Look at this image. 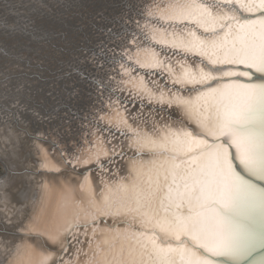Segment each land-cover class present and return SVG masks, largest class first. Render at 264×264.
Wrapping results in <instances>:
<instances>
[{"label": "bare ground", "instance_id": "1", "mask_svg": "<svg viewBox=\"0 0 264 264\" xmlns=\"http://www.w3.org/2000/svg\"><path fill=\"white\" fill-rule=\"evenodd\" d=\"M204 1L211 0H132V33H126L124 41L119 37L115 45L108 44L116 51L102 46L108 59L116 61L108 65L98 61L101 68L96 71L110 74L100 81L98 91L94 89V96L82 94L83 103L75 101L85 112L78 118L82 119L78 140L67 119L53 117L55 112L48 115L56 120L52 129L61 128L67 140H37L45 132L38 119L43 114L27 115L31 113L28 105H21L31 102L24 91L31 83L14 79L19 83L15 89L11 82L7 85L9 79L0 81V173L4 179L0 183V264H142L149 256L145 264H213L186 242L181 244L183 237L211 254L231 258L242 254L249 229L255 223L264 225V193L232 172L225 147L207 148L205 139L224 136L241 166L264 178V85L219 83L183 97L171 84L183 87L208 76L189 59L192 55L213 64L237 63L264 72V21H235L221 33L205 36L232 12L219 11L218 4ZM236 2L241 8L251 5L253 11L264 7V0ZM142 31L147 35H141ZM38 58L36 63L42 59ZM96 77L102 75L96 73ZM42 81H32L34 87H42L40 101H57L56 81ZM248 88L250 95L243 91L247 93ZM168 114L170 120L165 118ZM186 121L202 132L186 129ZM192 136L204 149L196 151L195 162L182 163L183 156L193 150ZM143 146L178 153L163 154V158L158 150H148L143 156L139 153ZM157 169L162 177L167 174L169 181L173 179L170 184L167 175L158 179L156 187V181L150 184V172ZM10 177L12 182L7 184ZM187 181L192 183L183 187ZM163 185L166 189L159 191ZM156 200L162 207L153 217ZM183 207L192 215L185 213L177 221ZM67 214L72 219L65 220ZM120 221L128 225H118ZM45 225L49 231L41 229ZM149 233L154 237H148Z\"/></svg>", "mask_w": 264, "mask_h": 264}, {"label": "rangeland", "instance_id": "2", "mask_svg": "<svg viewBox=\"0 0 264 264\" xmlns=\"http://www.w3.org/2000/svg\"><path fill=\"white\" fill-rule=\"evenodd\" d=\"M131 4L132 0H0V72H3V74H0V81L6 82L9 79L7 85L12 83V87H16L15 89H18L17 85L19 83L13 82L14 79L20 81V79L25 78L28 79V83H31V85H26L27 87L24 90L28 92L30 96H33H28L31 102L27 104L21 103V105H28L29 109L27 106L25 107H27V111H31V113H27V115L37 114L38 117H40L41 114H43L41 119H38L41 121L45 132L39 134V137H36L37 140L46 142L50 137H53V141L58 143L67 140L68 136L65 137V133L61 128L56 129V131L52 129V127H55L53 122L56 121L53 117L59 118V116L61 120L67 119L68 127L73 130L74 137L78 140L80 134L77 132L79 131L80 123L82 122V119L80 121L78 118L82 117L81 113L83 111L80 109L82 105H79L75 101L79 99L82 101V94L92 95L94 89L100 85V81H105L106 75L110 74L106 73L104 69H102V71H96V69L101 68L98 67V61H100V65H108L110 61H116V59H108L109 56L106 49H108L109 43L115 45L119 37H121L119 41H122V39L124 41V35H126V33H132V31H130V29H132V20H124L129 17L130 11L131 13H134V11H132V6L130 7ZM140 7L141 9H144L142 4ZM131 18L133 19V16H131ZM140 34L145 36L147 35V31H142ZM108 37H112V39ZM77 39H80V43L76 41ZM82 41H84L88 47L82 45ZM102 46L106 47V49H103ZM32 49L36 51L34 52ZM38 49L40 51L39 53ZM109 49H111V51H116V47H109ZM25 50H29V52L24 53L23 51ZM41 50L44 51V54L41 53ZM32 53L36 54V56L33 55V57L29 58L28 56H32ZM21 54L24 55L23 59H20V57L17 58L16 55ZM92 55H94V57ZM96 55H98V57H96ZM39 56L42 57V59L39 60L40 63H36L38 62ZM26 60L33 61L35 64L32 63L31 65H28ZM17 61L19 63L16 65L15 62ZM254 66L255 65H253V67ZM36 67L42 69V71L38 73ZM93 71L100 73L102 77L98 79L96 73ZM112 71H114V69H112ZM6 73L7 77H1V75H6ZM36 75H38V77H36ZM34 77L40 79V81H42V77H44L46 83H50L52 79L56 81L57 101H46V99L40 101V89H42V87H40V89H38V85L34 87V83H32V81H36ZM46 77H48V79H46ZM44 81H42V83H44ZM82 85H84L83 87L86 89V92H84L85 94L83 93L84 90L82 89ZM110 89H112V87H110ZM248 89L247 93L245 90L243 91L245 94L250 95L251 88ZM12 91H14V89H12ZM96 91H98V89H96ZM255 92L258 93V91ZM45 93L50 95L52 89H49V91L48 89H45ZM228 93H230L229 90L226 92V96H228ZM122 97H124V94H122ZM208 102L209 100L207 103ZM81 103H83V101ZM138 103H134L133 107H138ZM230 107L229 105L227 106L228 109H230ZM145 108L147 109V107ZM84 110H87L86 106H84ZM52 112L55 113L52 114ZM49 114L53 115V117L51 116L52 119L50 116L48 117ZM43 123L47 125H43ZM208 126L209 125H207V127ZM190 130L191 132L199 133L197 127L192 126ZM203 130H205V127ZM201 132L202 131H200V133ZM209 132L213 133L211 130ZM194 137L196 136H192L189 142H192ZM179 142L180 141H176L177 144ZM193 142H195V139ZM200 144L201 143L196 141L193 145V150L188 151L189 153L186 154V156H183L180 161L182 163L184 160L187 161V163L195 162L193 157H195L196 151L204 149ZM148 150H152V153L158 150V154L160 155H166L169 153V156H173V153H178L176 149H167V151H164V147L146 148L145 146L141 147L139 153L144 156V152ZM207 151L208 150L203 153ZM188 155L189 157H187ZM165 157L163 155V158ZM9 160L11 159L9 158ZM168 160H170L169 162L174 161L172 159ZM205 160L208 161V158L205 157ZM206 166H208V163L205 162L204 167ZM158 169L162 170L161 168ZM73 173L78 174V171ZM208 173H205L206 177L208 176ZM15 174L19 173L14 172V175ZM50 174H53V172H50ZM150 175L152 177L148 181L150 184L156 181L154 186L156 187L158 179H164L167 174L162 177L159 171L155 173L152 170ZM1 177H3V175L0 173V183L4 181V179L1 180ZM169 178V175H167V183L170 184L173 179L169 181ZM197 179H200V177H197ZM11 180V177L7 178V184H10L12 182ZM193 180L196 181V177L193 178ZM188 183H192V181H187L185 185L182 183L183 187H186ZM149 185H146V187L150 188ZM165 185L159 188V191L160 189H163L164 191L166 186H168ZM182 185L179 186L182 188ZM15 188L16 187H14V189ZM153 193L155 192L153 191ZM70 197H72L71 194L66 196L68 200ZM229 198L230 197H228V200ZM68 200L67 202H69ZM232 201L234 202V200ZM155 204L156 206L151 212L153 217H156L154 213H157L162 207L158 200H156ZM180 213L181 215L177 218V221H181V218L185 217V213L192 215L190 210L186 209V207H183ZM195 213H197V211H195ZM67 215L68 217H66V215L63 217L65 220L68 221V219H72L70 216L71 214ZM159 218L160 217H158V219ZM220 220L222 222V219ZM93 221L98 220L94 219ZM226 221H231V218H226ZM124 223L128 225L125 221H120L117 224L120 225ZM132 227L134 226L130 225V228ZM153 227L158 229L157 224H154ZM41 229H45V231L50 230L47 225L41 227ZM164 234L166 233H159L158 235ZM147 236L154 237V235H151L150 233ZM30 239H32V237H30ZM198 239L199 238L196 239L197 242ZM155 241H158V239L156 240L155 238ZM217 245L220 246L221 244L217 243ZM41 247H44V245H41ZM150 258L151 256L148 257L149 260ZM148 259H142V264H145V261L147 262ZM49 264L52 263L49 262ZM186 264H192V262H186Z\"/></svg>", "mask_w": 264, "mask_h": 264}, {"label": "water", "instance_id": "3", "mask_svg": "<svg viewBox=\"0 0 264 264\" xmlns=\"http://www.w3.org/2000/svg\"><path fill=\"white\" fill-rule=\"evenodd\" d=\"M205 3L218 4L219 11L225 10L226 12H232L231 15L221 21L220 27L216 28L215 30L206 31L204 33L205 36L221 33V31L227 28L230 23H234L235 21L239 23L254 21L256 19L264 21V7L257 8L255 11H253L250 10L251 5H248V7L241 8L237 4L236 0H228L225 2L211 0L204 1V4ZM131 6L134 7V5L132 4L130 5V7ZM128 19L132 20L130 15L124 20L126 21ZM187 57H189V55ZM189 59L197 63L199 69L203 72H206L208 76L206 78H197L198 81L194 79V83H191L190 85L185 84L183 87L172 83L171 86L174 89L182 91L183 97L186 93L194 95V93L196 92H202L203 90L210 89L219 83H239L245 86L264 85V72L261 70H255L251 66L237 63L213 64L212 62H209V60L200 58L197 55H192V57H190ZM227 72H232L233 74H230L229 76H216V74L223 75ZM82 114L84 115L85 112H82ZM174 116L172 117L174 118ZM165 118H168V120H170L169 114ZM180 119L181 118H178V120ZM183 123L186 125V129L192 128V124L188 121ZM236 127H238V125ZM206 142L207 148L213 147L218 144H221L223 147H225L227 149L228 164L230 165L229 167L232 172L239 176L243 181L255 187L261 193H264V178L251 174L249 171L245 170L241 166L238 154L236 153L233 146L225 139L224 136L206 138ZM77 144L79 145V141L77 142ZM256 225L257 223L254 224L253 229H249L250 231L248 234V243L243 248L242 254L238 256L235 255L233 258L225 255L208 253L202 250L199 246H195L191 244V242H187L188 239L184 237L181 238L179 242H181V244L186 242L189 246H192V248L196 250L200 255H202L203 258L213 264H264V225Z\"/></svg>", "mask_w": 264, "mask_h": 264}]
</instances>
